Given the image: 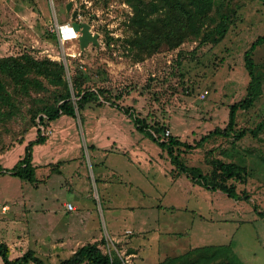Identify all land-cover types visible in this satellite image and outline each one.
<instances>
[{"label": "rangeland", "instance_id": "rangeland-1", "mask_svg": "<svg viewBox=\"0 0 264 264\" xmlns=\"http://www.w3.org/2000/svg\"><path fill=\"white\" fill-rule=\"evenodd\" d=\"M75 9L77 20L88 21L99 33V44L81 49L78 38L73 56L57 24L72 22ZM222 11L230 18L219 41L189 36L174 48L163 44L142 56L126 41L134 13L127 0H0V57L30 52L63 60L69 81L82 69L84 87L122 93L119 104L156 136L177 135L195 144L210 130L226 127L230 105L246 96L245 51L264 33V0H224ZM251 58L263 76L262 91L250 108L239 109L238 129L257 128L264 120V42ZM8 89L18 110L10 116L0 112V166L12 168L32 140L46 137L33 147L45 156L39 180L0 172V208L11 205L0 212V242L9 245L11 258L32 249L48 264H58L97 239L120 264H157L205 245L226 246L240 264H264V128L241 139L213 135L191 149L176 147L189 174L178 172L167 151L137 128L129 112L102 96L75 117L63 114L45 124L40 114L34 122L30 109H36V98H50V91L20 93L12 84ZM213 158L247 167L246 181L236 182L239 199L205 188L202 178L192 183L193 175L210 173ZM68 202L82 211L67 212ZM72 215L86 229H68ZM131 241L142 250L137 255Z\"/></svg>", "mask_w": 264, "mask_h": 264}, {"label": "trees", "instance_id": "trees-1", "mask_svg": "<svg viewBox=\"0 0 264 264\" xmlns=\"http://www.w3.org/2000/svg\"><path fill=\"white\" fill-rule=\"evenodd\" d=\"M133 7L134 13L129 18V26L132 32L127 36L126 41L136 47L140 55L151 54L159 50L161 45L166 44L174 48L185 41L189 36L201 38L203 42L210 39L219 41L227 33L229 14L223 13L224 0H127ZM213 12L221 15L220 20L215 18ZM217 20V21H216ZM215 21V22H214ZM214 22V23H213ZM205 25H209L204 29ZM219 39V40H218ZM264 42V33L255 39L245 51V62L250 77L247 94L241 100L230 105L229 120L224 128L216 127L203 135L195 144L181 140L177 135H169L167 139L156 136L145 124L144 120L130 112L128 108L122 107L117 101L123 94H107L103 88H90L85 86L86 72L82 69L76 70L71 81L66 78V65L63 60L50 57L39 58L30 52H23L19 56L9 55L0 57V112L5 115H13L17 112L18 106L14 96L8 89L12 84L13 90L20 93H29L31 89L50 91V98H36V109H30L32 119L47 124L56 120L61 115L77 116L82 113L87 105L99 103L101 96L112 105L129 112L133 117L138 129L144 131L163 150L171 156V162L176 165L178 172H187L189 167L181 160V155L176 152L181 147L186 149L197 147L213 135L229 136L234 135L241 139L248 133H257L264 128L262 120L257 128H237L239 109L250 108L262 91L263 76L257 74L255 62L251 53L256 46ZM44 78L48 84L45 83ZM53 86V87H52ZM52 88V89H51ZM4 106L8 110H3ZM46 137L41 135L32 140L25 148L24 156L12 167L3 168L0 171L10 172L30 182L37 181L35 167L32 163L33 147L36 144H44ZM89 147H92L90 145ZM210 173L193 175V180L202 178V185L213 190H221L228 196L239 199L236 193V182H245L248 169L237 161H226L222 158H213ZM195 170V167H192ZM207 175V176H204ZM238 180V181H237ZM209 181L211 184H209ZM208 183V184H207ZM104 241V240H102ZM100 241L87 242L79 246L69 257L62 259L58 264H81L88 261L89 264H120L112 259L110 254L103 251ZM226 246L214 247L205 245L192 247L179 256L169 257L160 260L159 264H220L226 258L228 264H240L235 261L237 256L228 254ZM10 247L0 242V256L4 264H48L46 260L37 255L35 250L29 249L22 255L11 258ZM195 254L197 257H193ZM225 263V262H224Z\"/></svg>", "mask_w": 264, "mask_h": 264}, {"label": "water", "instance_id": "water-1", "mask_svg": "<svg viewBox=\"0 0 264 264\" xmlns=\"http://www.w3.org/2000/svg\"><path fill=\"white\" fill-rule=\"evenodd\" d=\"M73 5V1L68 2L67 9H71ZM79 11L75 9L73 11L72 21L74 28L80 32L79 42L81 49H85L91 42L93 44H99V33L93 32L91 28V24L88 21H78L77 16Z\"/></svg>", "mask_w": 264, "mask_h": 264}, {"label": "crops", "instance_id": "crops-1", "mask_svg": "<svg viewBox=\"0 0 264 264\" xmlns=\"http://www.w3.org/2000/svg\"><path fill=\"white\" fill-rule=\"evenodd\" d=\"M43 158H45V156H40V155H38L37 154V150H36V148H34V150H33V159H32V163H33V165H34V167H35V172H36V178H37V180H39L41 177L40 176H38V175H40V174H42V172L40 171V166L41 165H43L42 164V162H43ZM38 168H39V172H37V170H38ZM0 172H2V171H0ZM180 177V176H179ZM46 181V180H45ZM36 182V181H35ZM35 182H31V183H35ZM190 182H192V181H190ZM44 183H46V182H44ZM193 184H197L198 182H195V181H193L192 182ZM204 186V185H203ZM205 187V186H204ZM206 188V187H205ZM9 202V201H8ZM7 204V203H6ZM10 204V203H9ZM8 204V205H9ZM5 205V204H4ZM10 206L11 205H9V209H10ZM9 209H7V211L9 210ZM6 211V212H7ZM69 211H72V210H69L68 209V211L67 212H69ZM74 211H77V213H79V211H82V208L78 205V204H76V209L74 210ZM80 218L79 219H83V217L82 216H79ZM75 220H77V218H76V216H70V218H68V220H66L67 221V223L68 224H66L67 226H68V229H69V227L71 228V226L73 225L76 229H78V230H84V229H86V226H85V224L83 225V226H77V224H75ZM83 221H84V219H83ZM147 234H145V236H146ZM144 237V236H143ZM97 239H95V241H96ZM132 240V239H131ZM131 244H132V241L130 242ZM139 243H142V242H139ZM133 245V249H134V251L132 252V254H134V255H137L139 252H141L142 250L140 249V250H138L137 249V247L138 246H136L137 244H132ZM192 248V247H191ZM136 249V250H135ZM75 251V250H74ZM159 262H160V260L158 261V263L157 264H159Z\"/></svg>", "mask_w": 264, "mask_h": 264}, {"label": "built area", "instance_id": "built-area-1", "mask_svg": "<svg viewBox=\"0 0 264 264\" xmlns=\"http://www.w3.org/2000/svg\"><path fill=\"white\" fill-rule=\"evenodd\" d=\"M71 25L72 27H74L73 26V23L70 21V22H66V23H58L57 24V30H58V34H59V36L61 37V39L64 41V35L62 34V32H61V28H62V26H64V25ZM45 129H43V131H44ZM167 133L169 134L170 133V130L168 129L167 130ZM67 208L69 209V210H75L76 209V204L75 203H71V202H68L67 203ZM7 209H9V205L8 204H5V205H3L1 208H0V212H6L7 211Z\"/></svg>", "mask_w": 264, "mask_h": 264}, {"label": "bare ground", "instance_id": "bare-ground-1", "mask_svg": "<svg viewBox=\"0 0 264 264\" xmlns=\"http://www.w3.org/2000/svg\"><path fill=\"white\" fill-rule=\"evenodd\" d=\"M72 28L78 33V36L75 38H71V37L65 38L64 37V41L67 42V44L65 46V50L67 53H69L73 56H76L77 55V42L76 41L79 38V31H77L74 27H72Z\"/></svg>", "mask_w": 264, "mask_h": 264}, {"label": "clouds", "instance_id": "clouds-1", "mask_svg": "<svg viewBox=\"0 0 264 264\" xmlns=\"http://www.w3.org/2000/svg\"><path fill=\"white\" fill-rule=\"evenodd\" d=\"M61 32L65 36V38L68 37L75 38L78 36V33L72 28L71 25L62 26Z\"/></svg>", "mask_w": 264, "mask_h": 264}]
</instances>
